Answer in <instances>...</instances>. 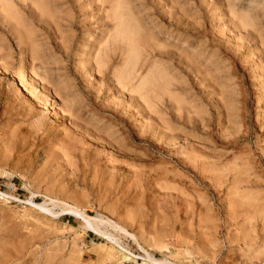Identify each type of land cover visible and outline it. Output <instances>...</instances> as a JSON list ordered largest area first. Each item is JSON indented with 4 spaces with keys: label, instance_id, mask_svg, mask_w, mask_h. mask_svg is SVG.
I'll list each match as a JSON object with an SVG mask.
<instances>
[{
    "label": "rangeland",
    "instance_id": "rangeland-1",
    "mask_svg": "<svg viewBox=\"0 0 264 264\" xmlns=\"http://www.w3.org/2000/svg\"><path fill=\"white\" fill-rule=\"evenodd\" d=\"M119 21L152 51L128 83L96 64ZM0 53V264L102 263L68 204L138 255L264 264V0H0Z\"/></svg>",
    "mask_w": 264,
    "mask_h": 264
},
{
    "label": "bare ground",
    "instance_id": "bare-ground-1",
    "mask_svg": "<svg viewBox=\"0 0 264 264\" xmlns=\"http://www.w3.org/2000/svg\"><path fill=\"white\" fill-rule=\"evenodd\" d=\"M49 13H51V12L49 11ZM14 19H16L15 28L18 31V37H19L20 44L25 45L26 43L27 44L32 43V42H30V35H27V34H25L24 32L21 31V29L24 28L23 23L16 16H14L13 20ZM118 26L121 27L120 28L121 31H120V34H119V39L120 40H119L117 46L115 48H113L112 50H108V51H106L104 53H100L98 55V59L96 60V64L99 65L100 63H102V65H105V64H107L109 62V60L113 56H115V55L118 56L119 58L122 59V68L120 69L121 70L120 79L122 81H126L128 83L133 78V70L139 69L143 65V62L145 61V58L148 57L152 53V51L150 49H148L146 47V45H144L145 41L142 38H140L141 36L138 35L139 33H138L136 25L135 24L133 25V23L131 21H125V22L124 21L123 22L119 21L118 22ZM30 45H28V46L32 47L31 51H32V54H33L31 57L36 58L39 54H38L37 50L32 45L31 46ZM23 47H25V46H23ZM1 54L2 53H0V59H3L4 55H1ZM141 56H143V59H141ZM4 62H3V64H4ZM21 63L23 64V56L21 57ZM34 65H33V68H34ZM20 67H21V65H20ZM18 70L21 71V68H18ZM20 71L18 73L19 75H20ZM140 85L141 86H138L137 89H142V84H140ZM234 192H235V190H234ZM0 196L4 197L5 199L11 197L10 195L4 194L2 191H0ZM12 198L16 199V200H19L18 197L17 198L16 197H12ZM26 201L29 202L28 200H26ZM30 203H31V205L33 204L32 206H35V209L39 208L40 211H42V212H46V213H48L50 215L51 214L55 215L54 211L51 208L45 206L44 204H37V203L35 204V203H32V201ZM64 204L66 205V203H64ZM63 210H64L65 213H69V214H72V215L78 217L82 221V228L84 230L92 231L93 233L97 234L98 236H100L101 238L106 240L108 242V244L112 245V247L109 250L105 251V254L103 256L104 260L102 259L103 261L100 264L120 263V262L121 263L122 262L123 263H127V264H149V263H153V264H176V263H173L172 261H171L172 263L168 262L167 259L154 258L153 256H151L148 253V251H146L140 245H138L139 246V250L141 252H143L145 255H138V254L133 253L132 251H130L126 246H124L120 242V240L118 239L119 237L114 236L113 234H111L107 230L102 229L103 227L102 228L100 227V224L102 225V222L104 223L105 219H99V218L90 216V215L86 214L84 211H82L81 209H78V207H75V205H69L68 204V206H66L65 209H63ZM116 227H118L119 230L121 229V230H123L124 233H126L125 229L122 228V226L118 225ZM137 259H141L142 262L139 263L137 261Z\"/></svg>",
    "mask_w": 264,
    "mask_h": 264
}]
</instances>
